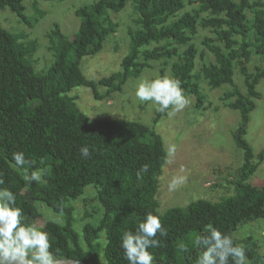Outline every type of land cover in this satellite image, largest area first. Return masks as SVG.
Masks as SVG:
<instances>
[{
	"label": "trees",
	"instance_id": "1",
	"mask_svg": "<svg viewBox=\"0 0 264 264\" xmlns=\"http://www.w3.org/2000/svg\"><path fill=\"white\" fill-rule=\"evenodd\" d=\"M23 0H0V10L9 9L26 21L22 14ZM127 0H93L74 10L79 25L72 37L63 35L55 25L49 32L53 61L43 71H36L31 60L36 50L33 40L24 33H13L0 26V187L16 194V204L23 209L26 222L36 224L40 213L33 206L39 201L63 215V223L45 221L36 224L50 235L52 251L58 260H82L89 264H128L120 247L124 231H135L148 212L161 216L166 236L157 234L160 246L150 248L155 264H195L199 250L192 239L204 225L212 223L234 238L238 225L253 219H264V185L246 180L263 159L264 146L252 162L250 145L243 135L254 100L259 98L256 85L264 77L258 66L248 69L252 54H264V0H197L194 12H183V0H136L139 28L128 29V52L121 60L120 70L97 82L83 75L82 57L98 52L105 39L113 34L117 24L108 18L109 11H119ZM207 12L200 21L209 27L213 37L205 36L204 45L214 61L202 68L211 88L222 84L232 86L224 99L234 96L226 106L239 111L238 125L231 131L234 144L242 151V163L234 184V193L216 200L197 198L185 206H171L158 211L155 192L166 153L159 134L152 127L125 118H87L66 95L72 87L82 85L92 90L95 98L119 91L130 78L139 76L149 60L177 57L170 64L172 78L181 82L201 108L204 95L192 80L196 47L190 43L196 31V16ZM246 12L251 16H246ZM27 22V21H26ZM235 37H238L235 38ZM55 39V40H53ZM162 43L159 45L158 43ZM151 43L158 44L148 47ZM175 45H185L178 53ZM242 74L244 90L233 81V68ZM106 89L103 94L96 87ZM164 113L156 112L154 122ZM89 147L85 158L80 148ZM23 151L33 163L25 166L30 172L47 169L46 183L24 180L11 160L12 153ZM147 165V171H142ZM86 185L96 189V199L103 214L94 224L82 226L80 243L72 226L73 208L70 200L77 198ZM104 232V244L98 250V233ZM246 248L253 259L251 246ZM184 242L188 253H179Z\"/></svg>",
	"mask_w": 264,
	"mask_h": 264
},
{
	"label": "rangeland",
	"instance_id": "2",
	"mask_svg": "<svg viewBox=\"0 0 264 264\" xmlns=\"http://www.w3.org/2000/svg\"><path fill=\"white\" fill-rule=\"evenodd\" d=\"M93 0H23L22 14L24 21L9 9L0 10V26L13 33H24L26 40L35 42L36 50L31 60L36 71L45 70L53 61L51 39L49 32L56 25L63 35L72 37L79 25V18L74 10ZM198 7L197 0H183V7L178 12H194ZM248 19L251 14L246 12ZM208 17L207 12L196 16V31L190 35L197 49L192 71V80L196 81L204 95L201 108L194 106L195 99L187 90H183L188 100L187 106L175 115L164 113L154 122L156 108L147 102H140L135 96L136 85L142 77L153 78L157 75L172 77L170 64L174 60H149L139 76L128 79L119 91H113L103 98H95L92 90L78 85L72 87L66 95L87 118H125L142 122L159 134L165 153L169 145L176 148L173 156L167 157L158 176V186L155 199L158 211L163 212L171 206H185L197 198L216 200L224 195L234 193L233 181L237 179L238 168L242 163V151L231 137V131L238 125L239 111L226 106L233 101L234 96L224 99V95L232 90L231 85L222 84L211 88L204 79L202 68L208 62L214 61L213 54L204 45L205 36L213 37L212 29L201 27L200 21ZM108 18L117 24L116 30L104 41L102 48L93 55L82 57L79 67L88 80L97 82L102 77L120 70L123 56L129 47L128 29H137L136 0H127L119 11H109ZM238 39V37H235ZM55 40V39H53ZM163 43V42H162ZM158 43L159 45L162 44ZM151 43L148 47L158 45ZM180 53L185 45H175ZM250 71L255 66L264 69V54H252L247 63ZM234 84L244 90L242 74L233 68ZM103 94L106 89L96 87ZM256 90L259 98L254 100V108L249 113L246 131L243 135L250 145L253 155L252 162L259 161L257 153L264 146V77L259 79ZM173 177L183 178V182L175 190H170L169 183ZM246 182L253 185H264V153L263 159L257 163L255 171ZM72 206V226L78 234L80 243L83 242L82 226L85 223L96 224L103 214V207L96 199V189L86 185L82 193L70 200ZM33 206L40 213L36 224L53 221L62 224L64 219L45 204L34 201ZM234 238L251 246L253 259L251 264H264V219L248 220L236 228ZM98 250L101 252L104 244V232L98 233ZM60 263L63 260H59Z\"/></svg>",
	"mask_w": 264,
	"mask_h": 264
},
{
	"label": "clouds",
	"instance_id": "3",
	"mask_svg": "<svg viewBox=\"0 0 264 264\" xmlns=\"http://www.w3.org/2000/svg\"><path fill=\"white\" fill-rule=\"evenodd\" d=\"M135 96L140 102H147L160 113L175 115L183 110L188 100L184 95L181 82L168 75L153 78L142 77L136 85ZM174 145H169L167 157L175 154ZM80 154L89 158V147L80 148ZM13 166L24 171V180L31 186L33 182L46 183L44 177L47 169L36 168L30 174L25 166H32L23 151L12 153ZM147 165L142 171H147ZM183 182L181 177H173L169 183L170 190H175ZM4 181L0 179V185ZM166 236L167 230L162 224L161 216L148 212L138 223L135 231H124L120 247L128 264H155V257L150 248L160 246L157 234ZM192 246L199 250L195 264H251L246 248L235 242L230 234L223 233L212 223L204 225L200 234L192 239ZM52 244L47 231L40 230L36 224L25 221L23 209L16 204V194L8 188L0 187V264H60L56 255L50 251ZM178 252L188 253L189 247L181 242Z\"/></svg>",
	"mask_w": 264,
	"mask_h": 264
},
{
	"label": "water",
	"instance_id": "4",
	"mask_svg": "<svg viewBox=\"0 0 264 264\" xmlns=\"http://www.w3.org/2000/svg\"><path fill=\"white\" fill-rule=\"evenodd\" d=\"M60 264H89V263L82 261V260H64Z\"/></svg>",
	"mask_w": 264,
	"mask_h": 264
}]
</instances>
